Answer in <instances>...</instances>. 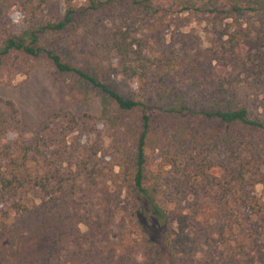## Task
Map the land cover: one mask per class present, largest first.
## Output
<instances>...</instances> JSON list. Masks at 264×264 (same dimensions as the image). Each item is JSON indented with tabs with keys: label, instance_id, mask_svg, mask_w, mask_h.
<instances>
[{
	"label": "trees",
	"instance_id": "obj_1",
	"mask_svg": "<svg viewBox=\"0 0 264 264\" xmlns=\"http://www.w3.org/2000/svg\"><path fill=\"white\" fill-rule=\"evenodd\" d=\"M53 1L0 0V70H7L16 55L44 58L58 73L70 74L99 91L103 99L100 120L126 138L123 145L115 143L121 169L110 175L109 182L131 199L128 204L103 199L100 207L94 209L88 203L82 210L74 199H51L70 184L72 168L67 175L62 171L65 157L81 172L74 183L86 177L95 186L98 176L109 175L99 167L97 153L88 149L83 153L50 152L44 139L26 143L12 137L20 130V113L13 102L0 100V160L5 163L4 171L0 170V203L5 204L0 264H260V259L246 250L238 251L230 242L241 223L236 207L241 199L220 200L212 206L200 199V191H194L197 199L185 205L175 196L167 199L163 171L154 169L150 154L185 146L171 155L163 153L167 165L188 171L190 179L205 189L218 169L210 158L217 152L228 153L232 180L227 189L235 197L236 184H242L248 174L258 177L264 167V113L251 111L235 95L230 100L225 94L219 102L198 111L177 87L165 92L155 85L151 99L138 97L133 89L121 93L115 78L130 74L133 82H145L153 65L143 61L136 65L138 61L131 59L134 44L123 34L119 38L116 33L105 43L100 59L88 58L91 70L71 63L63 45L66 38L75 51L84 45L87 48L106 22L120 16L129 22L142 10L151 13L158 0H85L81 6L77 0H63L65 15L58 22L43 15L45 5ZM165 1L189 13L218 14L227 6L224 12L233 24L224 33L229 38L225 53L240 62L247 75L259 80L264 77L253 60L258 55L264 61V0ZM14 7L25 14L19 32L7 23V12ZM244 48L248 49L247 59L243 58ZM88 92H81L85 99L90 98ZM58 116L69 118L70 132L93 119L70 113ZM185 151L188 159L182 164L179 156L186 155ZM224 204L229 215L223 213Z\"/></svg>",
	"mask_w": 264,
	"mask_h": 264
},
{
	"label": "rangeland",
	"instance_id": "obj_2",
	"mask_svg": "<svg viewBox=\"0 0 264 264\" xmlns=\"http://www.w3.org/2000/svg\"><path fill=\"white\" fill-rule=\"evenodd\" d=\"M76 4L84 5L85 0H77ZM154 9V14L143 10L137 12L129 22L121 16L114 22H106L101 34L92 38L87 48L84 45L78 51L66 38L63 45L71 63L91 70L88 58L100 59L98 55L105 54V43L116 33L120 34L119 38L123 34L134 44L131 59L138 61L136 65L139 66L142 61L153 65L148 78L143 79L146 84L137 80L133 82L130 74L115 78L121 93L133 89L138 97L144 95L151 99L155 85L165 92L177 87L188 97L189 106L198 111L206 109L209 103L219 102L225 94L230 100L235 95L251 111L264 113V77L259 80L253 74L247 75L242 64L224 51V46H229V38L224 33L229 30V24H233V19H228L224 12L228 10L227 6L221 7L218 14L204 10L189 13L170 7L165 0H158ZM65 10L64 1L56 0L45 5L43 15L58 22L63 20ZM24 17L21 9L11 8L7 12V23L13 31L19 32L24 28ZM45 45L49 47L47 39ZM243 50V58L247 59L248 49ZM253 60L259 65L256 69L262 70L264 75V61L258 55H254ZM130 65L127 63V66ZM136 71L143 74L141 68H136ZM82 91H89L90 98L85 99ZM0 100L13 102L20 113V130L12 137H20L26 143L44 139L50 152L83 153L88 149L90 153H97L99 167L109 175L98 176L95 186L89 185L86 177L74 183L72 180L78 178L81 172L69 165L65 157L62 171L65 170L67 175L68 169L72 168L68 177L70 184L51 199H74L75 206L80 210L88 203L93 204L94 209L98 208L103 199H120V202L128 204L130 195L112 187L109 182L110 175L118 174L121 169L115 143L118 141L123 145L126 138L123 139L109 124L100 120L103 99L99 91L81 84L70 74L58 73L44 58L30 59L16 55L7 70H0ZM69 113L79 117L88 115L93 119L90 124L70 132L69 118L58 116L64 117ZM181 148L185 146L170 149L169 152L158 149L150 154L154 169L163 171L167 199L175 196V199H182L185 205L191 199H197L193 194L196 191L202 192L200 199L212 206L220 200L226 203L228 199H241L236 206L240 208L241 223L230 242L238 251L246 250L251 257H257L260 264H264V167L258 177L248 174L242 184H236L237 194L233 197L227 189V183L232 180L228 153L212 155L210 159L218 164V169L212 173V184L204 189L202 184L190 179L188 171L181 169L178 172L167 165L163 153L171 155ZM187 154H180L182 164L187 162ZM4 165L0 160L1 171H4ZM28 197L32 199L31 194ZM234 204L232 200L231 206ZM4 207L5 204L0 203V225ZM223 213L229 215V210L226 208ZM81 229L84 231L85 227Z\"/></svg>",
	"mask_w": 264,
	"mask_h": 264
},
{
	"label": "clouds",
	"instance_id": "obj_3",
	"mask_svg": "<svg viewBox=\"0 0 264 264\" xmlns=\"http://www.w3.org/2000/svg\"><path fill=\"white\" fill-rule=\"evenodd\" d=\"M138 259H141L140 257H138Z\"/></svg>",
	"mask_w": 264,
	"mask_h": 264
}]
</instances>
